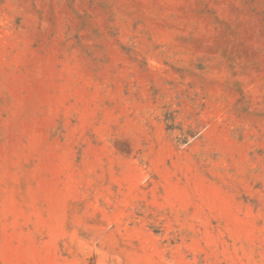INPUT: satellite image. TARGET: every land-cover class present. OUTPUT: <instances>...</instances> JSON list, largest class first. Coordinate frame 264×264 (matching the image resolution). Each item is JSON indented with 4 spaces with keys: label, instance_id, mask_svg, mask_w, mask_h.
Instances as JSON below:
<instances>
[{
    "label": "rangeland",
    "instance_id": "obj_1",
    "mask_svg": "<svg viewBox=\"0 0 264 264\" xmlns=\"http://www.w3.org/2000/svg\"><path fill=\"white\" fill-rule=\"evenodd\" d=\"M0 264H264V0H0Z\"/></svg>",
    "mask_w": 264,
    "mask_h": 264
}]
</instances>
